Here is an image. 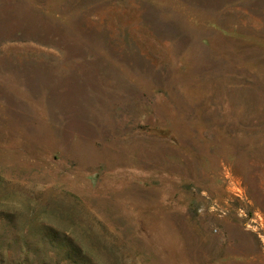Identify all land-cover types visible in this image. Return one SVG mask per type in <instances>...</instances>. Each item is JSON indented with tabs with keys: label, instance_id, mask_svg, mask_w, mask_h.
Masks as SVG:
<instances>
[{
	"label": "rangeland",
	"instance_id": "rangeland-1",
	"mask_svg": "<svg viewBox=\"0 0 264 264\" xmlns=\"http://www.w3.org/2000/svg\"><path fill=\"white\" fill-rule=\"evenodd\" d=\"M0 264H264V0H0Z\"/></svg>",
	"mask_w": 264,
	"mask_h": 264
}]
</instances>
